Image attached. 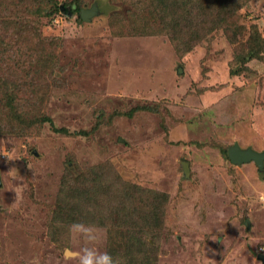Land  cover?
<instances>
[{
    "label": "rangeland",
    "instance_id": "374dc122",
    "mask_svg": "<svg viewBox=\"0 0 264 264\" xmlns=\"http://www.w3.org/2000/svg\"><path fill=\"white\" fill-rule=\"evenodd\" d=\"M56 1L0 0V264H76L74 223L119 264H264V168L222 153L264 151V0H191L162 23L148 0ZM77 2L98 12L78 21ZM67 172L143 192L95 205Z\"/></svg>",
    "mask_w": 264,
    "mask_h": 264
},
{
    "label": "trees",
    "instance_id": "16d2710c",
    "mask_svg": "<svg viewBox=\"0 0 264 264\" xmlns=\"http://www.w3.org/2000/svg\"><path fill=\"white\" fill-rule=\"evenodd\" d=\"M48 1L52 2V5L55 8V10L59 9L58 8V3H57L56 0H48ZM190 1L191 0H148V3H150V5L153 7L154 14L151 13V15L149 17V9H146V8H142V14L145 15V17L148 20H150L149 22H151V21L152 22H155V21L159 22L160 21L161 23L162 22H167V21H169V19L171 20L170 17H167V12L170 13V11H171V13H172L173 11H175V9H181V12H187V10H188L187 8L191 5ZM198 4L200 6H204V5H206V2L204 0H200L198 2ZM216 7H218V6H216ZM80 9H81L80 3H78V2L75 4V7L73 9L71 8L72 12H77L78 21L82 20L81 17H80ZM220 9L221 8H219V10ZM160 10L165 13V16L162 19L160 18ZM183 14H185V13H183ZM156 15H158V17H156ZM198 21H199L200 25L203 23V21H201V20H198ZM224 21H225V18L220 17V19L217 21V23L222 24V23H225ZM193 22H194V25H190L191 26V27H189L190 30H192V29L197 27V24H198L197 23V19L195 21H193ZM130 26H132L131 23H130ZM167 28H168V26H167ZM163 30L165 31V29H163ZM189 38L193 39L192 35L190 37H188V39ZM201 38H203V37H201ZM201 38H198V39H201ZM178 40H180V39H178ZM253 58H256V55ZM9 95H12V94H9ZM11 100H12V103H13V110L16 111L17 107H16V103H14L15 102V97L13 96V98H11ZM26 118L30 119L31 117L26 115L23 119H26ZM227 149H223L222 153H223V156L228 160L229 158H228V155H227ZM183 175L185 176V178L188 176V174L187 175L185 174L184 170H183ZM63 177H64V183L63 184H67L70 187H74V190L77 193V195L78 196H79V194L83 195V197L85 198V201H86V199L92 200V201H94L95 205L96 204L102 205V204L105 203V205L108 206V208H111L115 204V202L117 201L116 199L119 198V194L122 197L132 198V196H135L137 193H142L143 192V190L141 188L131 187V186H123V185L120 188H116V192H115V190L114 191L111 190L110 186L106 187L104 185H100V184L94 183V181H91L90 179H88L89 177H87V180H85L84 177H78V176L77 177H73L69 172H67ZM85 181H86V183H84ZM69 186H67V187L69 188ZM98 186H99V188H98ZM82 188H83V190H81ZM146 193H152L155 196V197H153V198H155V199H153V201H155V202L153 203V205L150 208V212L148 214V218L147 219H149V220H153L154 219L155 220V218H156V220L160 222L159 216H158V212L160 210H162V207H159V205L163 206V208H164L165 204L167 202H162L161 203V200H159V196L161 194L158 193V192H152L151 190L150 191L148 190V191H146ZM146 196L148 197V195H146ZM101 201H103V202H101ZM120 203H122V202H120ZM84 204H85V202H84ZM114 207L116 208V211H118L120 207H124V206L119 204L118 206H114ZM114 207H113V209H111L113 212L115 210ZM127 207H129V209H127V212L130 215V216L127 217V220L132 221V219H133L132 212L135 211L136 209L133 206L130 207L129 205H127ZM97 222H99L100 224H103L101 221H97ZM132 228H136V227L134 226ZM128 233H130V232H128ZM108 238H111L110 234H109Z\"/></svg>",
    "mask_w": 264,
    "mask_h": 264
},
{
    "label": "clouds",
    "instance_id": "9594fccd",
    "mask_svg": "<svg viewBox=\"0 0 264 264\" xmlns=\"http://www.w3.org/2000/svg\"><path fill=\"white\" fill-rule=\"evenodd\" d=\"M11 160V157H8ZM258 203L264 205V193H259ZM223 215V213H219ZM70 232L77 238L84 241V246L78 251L71 248L64 249L65 260H74L76 264H119L109 253L100 251L95 245L98 239V230L95 226L84 223H74L70 226ZM205 264H214L206 261Z\"/></svg>",
    "mask_w": 264,
    "mask_h": 264
},
{
    "label": "water",
    "instance_id": "95a60500",
    "mask_svg": "<svg viewBox=\"0 0 264 264\" xmlns=\"http://www.w3.org/2000/svg\"><path fill=\"white\" fill-rule=\"evenodd\" d=\"M98 12L97 4L94 3L89 9H81L80 17L82 20H88ZM227 155L231 163L235 165L254 162L260 171L264 168V151L257 152L251 148L241 149L238 145H232L227 149ZM184 172L188 174V164L183 162ZM1 184V182H0ZM248 223V221H247ZM257 259L264 263V254H258Z\"/></svg>",
    "mask_w": 264,
    "mask_h": 264
}]
</instances>
